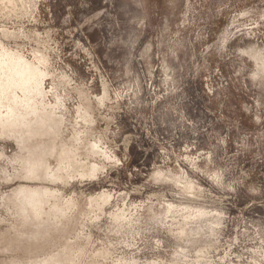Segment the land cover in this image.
I'll use <instances>...</instances> for the list:
<instances>
[{
    "label": "rangeland",
    "instance_id": "1",
    "mask_svg": "<svg viewBox=\"0 0 264 264\" xmlns=\"http://www.w3.org/2000/svg\"><path fill=\"white\" fill-rule=\"evenodd\" d=\"M0 264H264V0H0Z\"/></svg>",
    "mask_w": 264,
    "mask_h": 264
},
{
    "label": "bare ground",
    "instance_id": "2",
    "mask_svg": "<svg viewBox=\"0 0 264 264\" xmlns=\"http://www.w3.org/2000/svg\"><path fill=\"white\" fill-rule=\"evenodd\" d=\"M13 55H14V54H13ZM14 57H15V56H14ZM9 58H10V57H9ZM16 58H17V56H16ZM16 58H15V59H16ZM6 59H7V58H6ZM15 59H14V60H15ZM11 60H12V59H11ZM14 60H13V61H14ZM17 60H18V61H21V58H20V60H19V59H17ZM22 60H24V59L22 58ZM13 61H11V62H13ZM15 62H16V60L14 61V63H15ZM21 62H22V61H21ZM24 62H25V61H24ZM1 63H2V62H1ZM8 63H9V62H8ZM17 64H19V63L17 62ZM26 64H27V63H26ZM11 65H12V64H11ZM15 65H16V63H15ZM12 66H14V65H12ZM20 66H21V65H20ZM25 66H26V65H25ZM25 66H22V68L24 67L23 69H28V66H27V68H26ZM6 67H8V66L6 65ZM9 67H11V66H9ZM18 67H19V66H18ZM12 68H14V67H12ZM12 68H11V69H12ZM22 68H20V69H22ZM29 68H30V67H29ZM1 69H2V68H1ZM9 69H10V68H9ZM16 69H17V68H16ZM35 69H36V68H35ZM3 70H4V69H3ZM5 70H6V69H5ZM12 70H13V69H12ZM18 70H19V69H18ZM31 70H32V69H31ZM10 71H11V70H10ZM14 71H15V69H14ZM16 71H17V70H16ZM16 71H15V72H16ZM37 71H38V70H37ZM21 72H22V71H21ZM23 72H25V70H23ZM33 72H35V70H34ZM33 72H32V77H33ZM8 73H9V72H8ZM10 73H11V72H10ZM10 73H9V75H11ZM18 73H19V72H18ZM26 73H27V72H26ZM30 73H31V72H30ZM36 73H37V72H36ZM38 73H39V72H38ZM38 73H37V75H38ZM21 74H22V73H21ZM23 74H24V73H23ZM13 75H14V74H13ZM13 75H11V76H13ZM19 75H20V73H19ZM34 75H35V73H34ZM39 75H40V74H39ZM39 75H38V76H39ZM4 76H5V74H4ZM14 76H15V75H14ZM16 76H17V75H16ZM25 76H26V74H25ZM38 76H37V77H38ZM11 78H12V77H11ZM11 78H10V79H11ZM29 78H30V76H29ZM7 79H8V78H7ZM19 79H20V77H19ZM30 79H31V78H30ZM30 79H29V80H30ZM14 80H15V79H14ZM17 80H18V78H17ZM26 80H27V79H26ZM33 80H34V77H33ZM7 81H8V80H6V82H7ZM9 81L12 82V79L9 80ZM15 81H16V80H15ZM15 81H14V82H15ZM20 81H21V80H20ZM20 81H19V82H20ZM22 81H23V83H24V80H23V79H22ZM10 82H9V84H10ZM14 82H13V83H14ZM16 83H17V82H16ZM23 83H22V84H23ZM25 83H26V81H25ZM31 83H32V82H30V83L28 82V84H30V85H31ZM17 84H18V83H17ZM13 86H15V85H13ZM21 86H22V85H21ZM23 86H26V85H23ZM6 87H7V86H6ZM10 87H11V86H10ZM15 87H16V86H15ZM19 87H20V86H19ZM3 88H4V87H3ZM30 88H31V87H30ZM5 89H6V88H5ZM5 89H4V91H5ZM9 90H10V89H9ZM29 90H30V89H29ZM4 91H3V92H4ZM25 92H26V91H25ZM5 93H6V92H5ZM7 93H8V92H7ZM5 95H6V94H5ZM9 115H10V114H9ZM9 117H10V116H9Z\"/></svg>",
    "mask_w": 264,
    "mask_h": 264
}]
</instances>
